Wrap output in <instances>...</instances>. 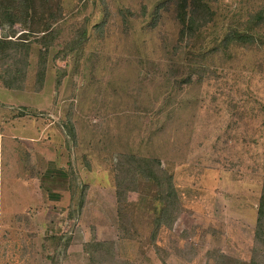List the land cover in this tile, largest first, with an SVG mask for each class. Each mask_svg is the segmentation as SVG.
Returning <instances> with one entry per match:
<instances>
[{"label": "rangeland", "instance_id": "rangeland-1", "mask_svg": "<svg viewBox=\"0 0 264 264\" xmlns=\"http://www.w3.org/2000/svg\"><path fill=\"white\" fill-rule=\"evenodd\" d=\"M178 1L63 0L43 87L41 33L26 40L23 88L5 87L0 69V264H52L48 253L69 237L59 264H93L95 242L107 243L101 264L251 260L264 208V19L246 26L264 0H207L212 19L189 47L178 38ZM82 27L87 39L69 50ZM232 28L253 40L217 47ZM27 30L0 13V35ZM214 46L205 72L180 82L191 51ZM119 153L174 173L179 211L156 244L154 211Z\"/></svg>", "mask_w": 264, "mask_h": 264}, {"label": "trees", "instance_id": "trees-1", "mask_svg": "<svg viewBox=\"0 0 264 264\" xmlns=\"http://www.w3.org/2000/svg\"><path fill=\"white\" fill-rule=\"evenodd\" d=\"M174 1V0H173ZM63 0H0V13L10 14L14 22H20L23 26L29 28L20 39H12L7 32L0 35V69L3 85L8 88H23L25 78L27 76L29 66V54L31 43L27 38L33 33H41L36 37V41L41 44V52L38 58V67L36 71V89L43 87L46 76V63L48 51L58 37V28L55 23L63 16ZM169 0L165 4H167ZM156 9V17L159 15V8ZM212 9L207 0H179L176 4V18L180 24L179 40L185 41L186 46L195 45L201 42L200 31L212 19ZM155 17V18H156ZM159 17V16H158ZM264 19V13L258 12L250 17L247 23V29H253L256 25H260ZM156 20L151 21L154 26ZM11 27V26H10ZM12 28V27H11ZM88 34L85 27L79 30V34L74 36L67 44L69 50L78 49L87 39ZM194 40V41H193ZM253 38L248 30L229 29L224 37L220 40L217 47L223 49L234 43L249 42ZM182 47V46H181ZM216 46L203 50L199 48L198 52H192L187 58V68L189 73L186 77L180 79V82L186 83L191 80V73L203 74L206 70L204 62L208 55ZM177 49V46H175ZM61 76H58L57 83H60ZM118 167L123 169H133L137 174V179H132L130 183L137 184L142 193H146V204L153 209V215L148 219V223L152 225L151 239L155 242L156 233L161 226H167L179 211V199L177 187L174 183V173L168 169L158 167L152 158L140 156L136 154L117 155ZM125 165V166H124ZM264 168V166H263ZM70 176L69 187L71 189L70 202L75 197L73 184L76 178V172L70 168L68 170ZM136 177V176H135ZM262 195L264 200V175L262 185ZM84 202L83 193L78 198L79 206ZM71 205V203H70ZM126 218V217H125ZM127 219V218H126ZM256 243L254 253L249 262H241L236 259L224 256V262L227 264H264V208L258 217L256 227ZM55 241L61 242L62 236H52ZM70 243V237L65 240L61 248L56 245L53 250L48 253V258L52 264H59L61 257L65 255L66 248ZM107 244V243H106ZM106 244L104 242H95L88 247L87 252L92 259L93 264H101V260L105 258L107 253ZM103 248H105L103 250Z\"/></svg>", "mask_w": 264, "mask_h": 264}]
</instances>
